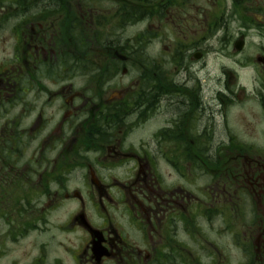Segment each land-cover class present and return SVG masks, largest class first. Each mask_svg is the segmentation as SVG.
<instances>
[{
    "label": "flooded vegetation",
    "instance_id": "1",
    "mask_svg": "<svg viewBox=\"0 0 264 264\" xmlns=\"http://www.w3.org/2000/svg\"><path fill=\"white\" fill-rule=\"evenodd\" d=\"M186 1L0 0V178L38 196L0 221V260L26 243L5 264H264V9L219 1L238 33L213 80Z\"/></svg>",
    "mask_w": 264,
    "mask_h": 264
},
{
    "label": "rangeland",
    "instance_id": "2",
    "mask_svg": "<svg viewBox=\"0 0 264 264\" xmlns=\"http://www.w3.org/2000/svg\"><path fill=\"white\" fill-rule=\"evenodd\" d=\"M220 0H187L186 4L183 9L176 8V14L178 20L182 23L185 22V25L188 27L187 32L190 37L195 36L196 33H198V24L202 20L199 17V6L202 8H206V16H207V22H208V42L204 45L205 51L207 53L206 60H207V71L210 78L213 80H216L219 78L220 80L224 79V76L220 70H223L224 68L231 69L233 67L232 65V44L234 40L237 38L236 34L238 25L234 20H229L228 15L223 14L221 15L220 10L218 9V3ZM226 5V3H225ZM227 6H229V3H227ZM251 7L255 10L262 11L264 9V3L260 1H255L254 4L251 3ZM246 10H248V6H246ZM171 12H167L164 19V25L165 27L170 28L171 26ZM221 15V17H220ZM182 18V19H181ZM215 25H222L219 29H215ZM173 27H178V24H176ZM139 29L134 25H129L125 28V30L122 33L113 34V39H118L119 35L124 37L126 40L125 42H132L134 36L136 37V32ZM211 32L213 35L211 36ZM175 33V34H174ZM159 35L163 38L166 37L167 41L170 42L171 37L178 38V29L176 31H172L169 29H162L159 31ZM247 42H254L258 43L259 41L255 38H249ZM25 162L21 161L18 164V168L21 170L24 168ZM34 201V199L32 200ZM67 208V210H66ZM64 210H58L54 215L57 217H60L64 219L65 216H67V213L70 212V208L67 206ZM26 246V243H22L20 246H13L8 245L7 251L8 253L7 257L0 260V264L7 263V259H12L18 256L20 254L19 251L23 250Z\"/></svg>",
    "mask_w": 264,
    "mask_h": 264
},
{
    "label": "trees",
    "instance_id": "3",
    "mask_svg": "<svg viewBox=\"0 0 264 264\" xmlns=\"http://www.w3.org/2000/svg\"><path fill=\"white\" fill-rule=\"evenodd\" d=\"M246 6L247 4L242 2L233 3V8L236 11L246 9ZM136 13H138L137 8L128 7V21L135 20ZM231 16L232 15L228 17L229 20H232ZM219 24L215 26L216 30L222 27V25ZM213 33L211 35H213ZM132 42H136V40H133ZM10 164V161L6 162V166ZM7 181L6 178H0V221L5 224H10L11 227L24 225V222L26 223L24 213L27 212L24 204L31 202L33 199H37L38 196L35 192H31L30 189L23 187L18 178L15 179V182L12 185L7 184ZM4 182L5 184H3Z\"/></svg>",
    "mask_w": 264,
    "mask_h": 264
},
{
    "label": "water",
    "instance_id": "4",
    "mask_svg": "<svg viewBox=\"0 0 264 264\" xmlns=\"http://www.w3.org/2000/svg\"><path fill=\"white\" fill-rule=\"evenodd\" d=\"M241 44H242V43H240V42H237V43H236V45H239L238 48L241 47Z\"/></svg>",
    "mask_w": 264,
    "mask_h": 264
}]
</instances>
